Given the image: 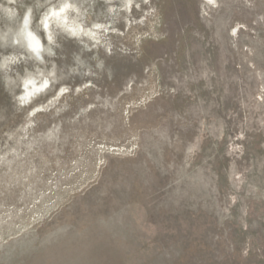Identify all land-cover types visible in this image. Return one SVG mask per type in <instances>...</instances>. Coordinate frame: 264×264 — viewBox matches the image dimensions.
Wrapping results in <instances>:
<instances>
[{"label":"rangeland","instance_id":"374dc122","mask_svg":"<svg viewBox=\"0 0 264 264\" xmlns=\"http://www.w3.org/2000/svg\"><path fill=\"white\" fill-rule=\"evenodd\" d=\"M138 2L111 79L0 83V264H264V0Z\"/></svg>","mask_w":264,"mask_h":264},{"label":"clouds","instance_id":"9594fccd","mask_svg":"<svg viewBox=\"0 0 264 264\" xmlns=\"http://www.w3.org/2000/svg\"><path fill=\"white\" fill-rule=\"evenodd\" d=\"M133 7L140 9L138 0H0V83L14 106L23 109L58 85L59 94L67 93L62 81L72 76L106 73L111 79L98 50L112 54L110 33L131 23ZM68 41L78 50L71 64L58 65L57 58H67L62 53Z\"/></svg>","mask_w":264,"mask_h":264}]
</instances>
